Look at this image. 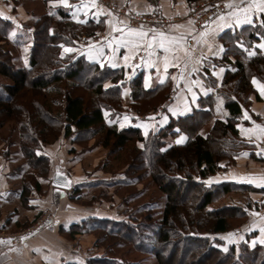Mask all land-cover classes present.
<instances>
[{"label":"trees","instance_id":"trees-1","mask_svg":"<svg viewBox=\"0 0 264 264\" xmlns=\"http://www.w3.org/2000/svg\"><path fill=\"white\" fill-rule=\"evenodd\" d=\"M45 1L47 13L37 20L33 30L23 26L22 32L13 35V22L0 17V76L11 82L0 85V131L7 123L15 122L21 133L20 153L31 170L25 175L23 168L15 172L24 175L20 187L24 206L30 208L32 196L41 192L42 183L48 180L51 166L44 154L46 145L61 136L73 137L75 143H86L82 146L86 151L92 148L88 143L96 140L115 154V161H123L121 151L129 149L122 182L136 186L146 179L153 181L165 195L162 215L157 217V204H144L149 208L143 222L133 209L130 222L89 217L69 230L61 227L63 234L74 238L79 233H102L120 240L109 246L129 243L137 251L150 254L158 264H264V244L251 247L243 242L231 245L227 251L218 247L224 243L217 236L228 233L234 222H247L251 203L245 207L212 205L227 194L248 189L207 181L222 169L221 162L234 164L246 148L237 126L245 107L241 99L256 93L254 79L264 83V48L260 47L264 44V15L255 18L253 25L227 31L220 37L226 52L218 62L229 69L218 93L201 97L192 113L172 117L164 128L145 136L137 127L119 126L126 112L124 91L130 90L131 108L142 116L152 114L170 99L172 83L146 88L143 73L129 78L123 68L92 63L75 51L63 54V47H76L83 38L104 30L105 21L77 22L70 8L48 5L58 0ZM200 1L186 0L188 4ZM6 44L27 47L28 65L16 67V57L5 48ZM209 122L212 125L204 134ZM181 134L187 136V141L174 144L171 139ZM75 190L78 193L79 187ZM141 195L137 192L131 198L136 200ZM146 241L150 242L149 249ZM179 255L184 257L179 260ZM85 264L119 263L105 255L90 258Z\"/></svg>","mask_w":264,"mask_h":264},{"label":"crops","instance_id":"crops-1","mask_svg":"<svg viewBox=\"0 0 264 264\" xmlns=\"http://www.w3.org/2000/svg\"><path fill=\"white\" fill-rule=\"evenodd\" d=\"M156 1L151 3L148 0H67L65 3L63 0H58L48 3L49 6L70 8L73 19L77 22H86L90 19L99 21L101 18L105 21L104 30H99L92 38H85L76 47H69L70 52L81 50L86 59L92 63L115 69L123 68L129 78L143 73L146 88L167 81L172 83L169 101L147 120L135 119L130 108L124 116L121 127H137L145 136L150 131L155 132L164 128L172 117L178 118L192 113L198 107L201 97L218 93L229 69L226 64L218 62L226 52L220 37L227 31L234 32L253 25L255 18L264 15L254 12L250 15L252 23L237 24V16L243 19L244 14L236 9L243 8L251 0H218L217 2L224 4L222 12L205 18L204 23L200 24L190 18L189 4L186 0ZM15 2L18 0H0V13L10 17L11 19L8 20L13 23L21 15V10L16 7ZM113 3L129 6L137 17L145 18L147 21L139 24L130 23L128 19L121 18L111 11L110 5H114ZM215 3L216 1H212L211 4ZM229 4L232 7H228ZM230 12L235 14L228 15ZM221 16L223 19H220ZM161 19H167L169 22L165 23L160 21ZM130 29L146 33L144 41L135 47H125L121 43L122 40L129 42L139 40L137 35L129 31ZM160 33L164 34L167 41H172V44L168 45L167 52L158 46ZM153 36L156 37L155 40H152ZM149 43L152 44L151 48L147 47ZM100 52L103 54L101 55ZM89 54L92 55L91 59ZM125 56L129 57L127 61L124 60ZM113 63L116 64L115 67H112ZM166 63L167 67H165ZM254 80L256 93L251 96L249 106L243 108V120L237 126L246 148L236 158V164L228 165L227 161L221 162L222 169L207 179L208 183L212 184L230 183L248 189L230 194L233 196L245 194L248 202L251 203L249 218L243 228L245 230L253 228L251 233L247 231L245 234L248 237L246 242L251 247L264 244L262 242L264 233L260 231L264 228V179H262L264 178V134H261L256 127V125L264 127V96L261 95V87L264 83ZM210 81H215L216 85L210 84ZM129 96V91L126 89L124 91L126 101L130 99ZM186 141L187 136L181 134L174 138L173 143L184 144ZM245 153L247 155H244ZM62 161H65V165L69 162L66 159ZM73 163L75 164L74 161ZM12 164L14 163L4 160L0 166V242H2L0 264H84L86 261L84 256L69 252L68 247H64L63 250L55 245L56 242L60 243L63 240L61 227L69 230L71 225L81 223L89 216L101 218L111 216H106L104 211L89 213L88 209L78 208L75 204L63 208L61 204L68 200L72 193L55 188L52 181L50 196L47 199L36 196L29 203L30 208H24L20 188L15 187L14 180L18 175L13 172ZM51 165L54 169L52 179L54 173L60 170L66 172L72 179L73 190L84 183V179L80 180L70 168L55 166L53 161ZM47 205L54 209L50 212L51 215L47 214L50 211ZM246 207L248 209V206ZM255 213L258 215L253 216ZM30 224L33 226L30 227ZM45 236L50 239H44Z\"/></svg>","mask_w":264,"mask_h":264},{"label":"rangeland","instance_id":"rangeland-1","mask_svg":"<svg viewBox=\"0 0 264 264\" xmlns=\"http://www.w3.org/2000/svg\"><path fill=\"white\" fill-rule=\"evenodd\" d=\"M150 2L153 3L157 1L153 0ZM211 3L212 1L210 0H202L201 2L195 4H189L190 18L196 21L197 23H201L202 19L203 21H205V18L209 16L210 12L215 7V4L212 5ZM15 4L16 7H18L21 10L20 11L21 15L20 18L17 17L16 21L13 20L15 21L13 23L15 25V30L13 32L14 33L13 35L17 34L18 32H22V30H24L23 26H26L27 28L33 30V27L36 24L37 20L45 16L48 9L45 0H18V2H15ZM114 7L121 9L123 7L128 8L129 6L124 4L120 5L118 3L117 4L115 3L114 5H110L111 11L113 13L115 11L113 10ZM223 8H224V4H223ZM132 15L133 17L136 16L134 11H132ZM129 22L133 23L132 19L129 20ZM163 22L168 23L169 20L163 19ZM55 28H56V24H53L52 29L54 30ZM84 39L85 38H83L80 43H82ZM5 48L10 50L13 56L16 57V63H15L16 67L23 68L28 65L27 47L20 49V48H15L12 45L6 44ZM67 48L69 47L68 46L63 47L62 50L63 54L70 53V50H68ZM77 53L83 54L81 50L77 51ZM10 83L11 82L8 79L0 76V85H6ZM128 91L130 94L129 89ZM252 95L253 94H251L248 97V99H241L246 108L250 104V99ZM124 100L125 101L123 105L126 109V112L123 113L121 117L119 123L120 127L123 122L122 121L123 118H125L124 116L127 115V112L131 110L134 113V111L131 108V103H132L131 98L128 101H126L125 98ZM166 103L160 105L157 110L152 112V114L162 109L166 105ZM134 115H135V119L138 120L140 119L147 120V118L151 116V114L139 116L136 113H134ZM222 116L223 115L221 114L219 115V117ZM211 125L212 122H209L205 130H203L204 134H206L209 131ZM151 132L152 131H150L149 133ZM171 140L174 141V139ZM171 140L168 138L169 144ZM20 141H21V133L19 131L17 123L15 122L7 123L4 129L0 131V166H1V162L3 164L4 160L5 161L9 160L11 163L12 162L14 163L12 164L13 172L14 171L16 172V169L18 168H23V174H24L28 170L29 171L31 170L27 165V160L20 153L21 152ZM84 144L86 143L85 142L80 144L75 143L73 141V137L65 138L61 136L57 142L46 145V147L44 148L45 149L44 154L50 159V166H51L48 175V180L42 183L41 192L34 193V195L32 196V200H34L36 196L37 197L39 196V198H46V199L48 198V196H50V188H51L50 183L52 181L51 175L54 170L51 165V162L53 161L55 166H61V167L65 166V168H70V170L75 175L80 177V180L84 179L83 181L84 183L82 185H78L75 188L77 189L79 187L78 193H75L76 191L75 189L68 191L69 193L71 192L72 194L69 196L68 200L63 201V203L61 204L63 208L65 207L68 208L72 206V204H75L76 207L78 208L88 209L89 213L95 214L100 211L101 212L104 211L106 213V216H111V217H105L106 219H112L115 221H121V220L127 221L131 211H133V209L134 210L137 209L136 217L138 218L139 222L140 221L143 222L145 212L148 210L149 207L142 205L146 204V205L156 206L157 204V207H155V211H157L158 213L157 217L158 218L161 217L163 212V207L165 205V195L159 190V188L153 183V181H151L150 179H146L144 182L138 183L136 186L124 185V183L122 182L125 179L124 173L126 172V168H127L126 166L127 162L125 161L126 163L125 165L124 160H126V157L129 153V149L124 148L121 151L123 161H115L113 157L115 154L114 153L112 154L108 149H105L101 144H99V141L91 140L88 143V147H92V148L86 151L82 150L83 149L82 146ZM72 150L73 151L76 150V151L73 153L71 152ZM63 159L69 161L67 162V165H65V161H62ZM73 161L75 162V164L73 163ZM225 161H227L228 163V160ZM234 164H236V161ZM24 175H20L18 176V178L14 180L15 187L17 188L21 187V185L24 182V178L22 177ZM137 192H142V195L140 196V198L133 200L131 196L132 194ZM248 201H249L248 197L245 194H241V195L237 194L234 196L231 194H227L218 201H215L212 207L218 208L224 205H236V206L242 205L245 207ZM54 202L55 200L53 199V203ZM56 204L54 203V205ZM24 208L26 207L24 206ZM49 209L50 211L47 214L51 215L50 212L54 209H52L50 206ZM65 215L66 214H64V216ZM254 215H256V213L253 214V216ZM64 216H62V218ZM92 217H98V216H92ZM129 220L130 219H128V221ZM79 223L80 222H78L77 224ZM245 223L246 221L243 223L242 220H240L239 223L234 222L233 225L230 227V231L228 233L217 236V238L224 243L223 245H218V247L222 248L223 250L225 249L228 250V248L231 245L236 244L239 246L241 243L243 242L245 243L248 240V237L245 236L246 232L250 231L249 233H251V230L253 229V228H249L248 230L243 229L245 227ZM29 226L31 227L33 226V224H30ZM61 235L63 238L62 242L60 243L56 242L55 245L63 248V250L64 247L66 248L68 247V249L70 248L69 252L75 253L78 256H84L86 261L90 258L96 259L101 256L103 257L105 255H109L117 259L119 264H129V263H138V262L144 264H158L157 260L154 257H152L150 254L137 251L134 248V246L129 243L116 244L114 242L115 243L113 244L114 246H109L113 241L116 240L120 241V240L115 238H106V236L102 233H94V232H90L88 234L79 233L76 234L74 238H71V236H69L68 234L61 233ZM44 239L48 240L50 238H47L45 236ZM102 239H107V241L105 242ZM148 244L150 245V242L146 241V245H147L146 247L149 249L150 246H148ZM108 247H111L112 249H109ZM183 257L184 255H179L178 259L180 260V258Z\"/></svg>","mask_w":264,"mask_h":264},{"label":"snow or ice","instance_id":"snow-or-ice-1","mask_svg":"<svg viewBox=\"0 0 264 264\" xmlns=\"http://www.w3.org/2000/svg\"><path fill=\"white\" fill-rule=\"evenodd\" d=\"M63 2L67 3V0H63ZM227 6L232 7L231 4H229ZM236 11L242 12L244 14L243 19H241L239 16H237V19H236L237 24L245 23V22L252 23V20L250 19L251 14H253L254 12L264 13V0H251L250 3H247L243 8H237ZM233 14H235V13L234 12L228 13V15H233ZM0 17H3V19H5V20L11 19L10 17L4 15L3 13H0ZM220 19H223V16H221ZM262 26H264V21H262ZM129 31L131 33L137 35L139 37V40L134 41V42L122 40L121 43H123L125 47H129V46L135 47V46H137L138 43H142L144 41V39L146 37V33L142 32V31L137 32L135 29H130ZM160 37H161V39L158 41V46L163 48L165 52L169 51L168 45L172 44V41H167L164 38L163 33H160ZM155 39H156V37L153 36L152 40H155ZM147 47L151 48L152 44L149 43L147 45ZM260 47L264 48V44H260ZM68 50H70V49H68ZM100 54L102 55L103 53L100 52ZM252 54L253 53H249V55H252ZM89 58L90 59L92 58L91 54H89ZM128 59H129L128 56L124 57L125 61H127ZM165 60H167V57H165ZM115 66H116V64L113 63L112 67H115ZM165 67H167V63L165 64ZM253 82L256 83L255 80ZM261 95L264 96V86L261 87ZM245 116H247V113H245ZM256 127L259 129L261 134H264V127H261L260 125H256ZM244 155H247V153H245ZM262 179H264V178H262ZM249 182H251V181H249ZM256 214L258 215V213H256ZM260 231H261V233H264V228H261ZM262 242H264V241H262ZM0 243H2V242H0ZM225 251H227V249H225Z\"/></svg>","mask_w":264,"mask_h":264},{"label":"built area","instance_id":"built-area-1","mask_svg":"<svg viewBox=\"0 0 264 264\" xmlns=\"http://www.w3.org/2000/svg\"><path fill=\"white\" fill-rule=\"evenodd\" d=\"M223 9H224L223 8V3L216 2L214 9L210 12L209 16H207V17L209 18V17H211L212 15H214V14H216L218 12H222ZM113 10H115L114 13H116L119 17L125 18V19H128V20L132 19V22L135 23V24H139L141 22H146L147 21V19H145V18L137 17V15L135 17H133L132 11H131V9H129V7L128 8L127 7H125V8L123 7L121 9L114 7ZM160 21H163V20L161 19ZM203 23H204V21L202 19V22L200 24H203Z\"/></svg>","mask_w":264,"mask_h":264},{"label":"water","instance_id":"water-1","mask_svg":"<svg viewBox=\"0 0 264 264\" xmlns=\"http://www.w3.org/2000/svg\"><path fill=\"white\" fill-rule=\"evenodd\" d=\"M52 185L55 188L64 190V191H71L73 189V181L70 176L63 171L57 170L52 179Z\"/></svg>","mask_w":264,"mask_h":264}]
</instances>
